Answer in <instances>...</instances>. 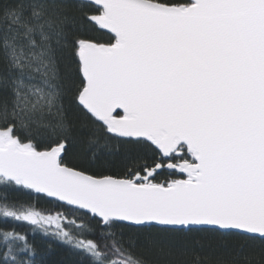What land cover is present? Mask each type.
Segmentation results:
<instances>
[{"label":"snow or ice","instance_id":"6c2138e0","mask_svg":"<svg viewBox=\"0 0 264 264\" xmlns=\"http://www.w3.org/2000/svg\"><path fill=\"white\" fill-rule=\"evenodd\" d=\"M37 233L264 264V0H0V264Z\"/></svg>","mask_w":264,"mask_h":264},{"label":"trees","instance_id":"16d2710c","mask_svg":"<svg viewBox=\"0 0 264 264\" xmlns=\"http://www.w3.org/2000/svg\"><path fill=\"white\" fill-rule=\"evenodd\" d=\"M19 199H27L26 196L20 194ZM44 205V202H40ZM47 206V205H45ZM21 231H28L27 227L24 225L15 226ZM33 237L30 236V239ZM36 244L41 248H48L50 246V253L47 255L48 264H78L79 258L73 253V251L58 242L47 240L42 238L39 233L34 237ZM214 255V253L208 250H192L183 254H173L166 259L170 260L172 264H195L196 260H201L207 256Z\"/></svg>","mask_w":264,"mask_h":264}]
</instances>
